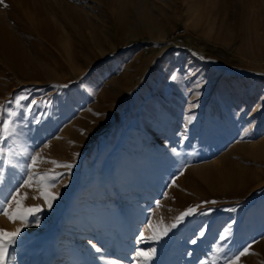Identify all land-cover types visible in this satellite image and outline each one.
Masks as SVG:
<instances>
[{"label":"rangeland","instance_id":"obj_1","mask_svg":"<svg viewBox=\"0 0 264 264\" xmlns=\"http://www.w3.org/2000/svg\"><path fill=\"white\" fill-rule=\"evenodd\" d=\"M0 105V204L39 209L0 213L11 264H264V0H3Z\"/></svg>","mask_w":264,"mask_h":264},{"label":"snow or ice","instance_id":"obj_2","mask_svg":"<svg viewBox=\"0 0 264 264\" xmlns=\"http://www.w3.org/2000/svg\"><path fill=\"white\" fill-rule=\"evenodd\" d=\"M3 0H0V3H2ZM7 6V5H5ZM171 80L175 81L177 80V76L174 74L170 77ZM66 86V85H65ZM26 96H16L13 97L12 100H9L8 103L11 104L15 102L18 107L22 106L24 110L27 113L32 112V107L30 105H34L36 101H31L30 105H21V102L26 100ZM17 113L9 111L8 108L5 105H0V160H4L7 153L5 152L4 144L9 139V137L14 135L15 128L13 126L12 117H16ZM193 119L192 117H189V120ZM39 123V121H37ZM173 153L176 152L175 149H172ZM31 164L30 167H35L37 157L35 155H32L30 157ZM53 163L57 164V167H62L65 169H70L73 167L72 164L66 163V164H59L55 161ZM45 177H42L44 179ZM51 179H58V176H52ZM33 180V176L29 175L27 179L24 181V185L30 186V181ZM3 183V177L0 176V184ZM173 184H175V181H173ZM44 199L46 200L48 207L51 208L52 202L57 198L56 194L50 191H45L43 193ZM20 196V192L18 189L14 190V193L10 196L5 198L3 204H0V213L7 216L9 220L15 222L17 219H20L21 221H27L29 216H31L34 212L39 211L38 208H22L21 207V200H18L17 197ZM16 204V209L13 211L12 204ZM207 204H215L216 201H205ZM199 209V206L189 207L185 211L181 212L178 217H176L175 222L171 225L164 226L158 229V231L154 230L155 234L153 236V239H159L163 236H166L171 229L176 228L180 223H182L185 218L194 215ZM38 223V221H37ZM153 226L149 224V228H152ZM22 232L21 228H17L15 231H7L4 229H0V264H11V254L10 249L15 247L18 243V237L20 236ZM199 237L203 238L205 236V230H201L198 233ZM231 237V230L230 228H225L224 231L219 235V241L220 244L215 245V251L217 253H225L227 250V244L224 242L228 241ZM141 238L143 239V233H141ZM91 244L92 242L89 241ZM190 243L195 245L198 243L197 239H191ZM93 248L97 252H102L103 249L100 247H97L96 245H92ZM154 249L150 251H145L144 249H137L136 256L143 261L147 262L151 259L152 254L154 253ZM249 252L248 248H244L240 252L236 253L231 258L227 257L226 255L223 257L225 260V264H239V261L241 257L247 255ZM191 255V253H189ZM103 259V257H101ZM137 264H139V260H137ZM213 264H215V260L213 261Z\"/></svg>","mask_w":264,"mask_h":264},{"label":"bare ground","instance_id":"obj_3","mask_svg":"<svg viewBox=\"0 0 264 264\" xmlns=\"http://www.w3.org/2000/svg\"><path fill=\"white\" fill-rule=\"evenodd\" d=\"M16 56V55H15ZM18 58V57H17ZM12 60V59H11ZM16 60V59H15ZM18 61V60H17ZM16 61V62H17ZM11 63V62H10ZM12 64V63H11ZM12 249L10 250V252ZM50 259L52 258V252L41 250L39 254L33 259L31 264H50Z\"/></svg>","mask_w":264,"mask_h":264},{"label":"crops","instance_id":"obj_4","mask_svg":"<svg viewBox=\"0 0 264 264\" xmlns=\"http://www.w3.org/2000/svg\"><path fill=\"white\" fill-rule=\"evenodd\" d=\"M228 114H229V112H228L227 115H226L227 117L230 115V114H229V115H228Z\"/></svg>","mask_w":264,"mask_h":264}]
</instances>
